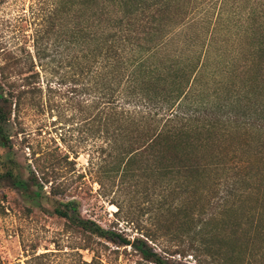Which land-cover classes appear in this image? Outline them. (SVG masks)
Segmentation results:
<instances>
[{"label": "trees", "instance_id": "trees-1", "mask_svg": "<svg viewBox=\"0 0 264 264\" xmlns=\"http://www.w3.org/2000/svg\"><path fill=\"white\" fill-rule=\"evenodd\" d=\"M40 33L34 56L11 54V118L76 111L67 123L101 140L90 165L101 188L159 196L169 224L130 238L82 217L77 201L63 200L75 189L64 178L70 154L55 150L40 187L60 198L54 212L79 246L27 264H105L111 246L130 248L138 264H183L176 255L264 264V0H55ZM7 100L0 94V150ZM4 181L29 191L0 161ZM172 233L175 251L151 246Z\"/></svg>", "mask_w": 264, "mask_h": 264}, {"label": "rangeland", "instance_id": "rangeland-1", "mask_svg": "<svg viewBox=\"0 0 264 264\" xmlns=\"http://www.w3.org/2000/svg\"><path fill=\"white\" fill-rule=\"evenodd\" d=\"M54 6L55 0H0V94L8 99L3 107L10 115L2 125L9 147L0 150V161L10 163L22 177L24 186L29 188L24 192L12 181L0 184V264H27L47 252L55 253L48 258L55 263L64 252L70 254L79 246L77 235L66 232L64 220L54 212V203L60 198L45 195L50 185H44V189L40 187L41 167L54 160L55 150L63 155L70 154L71 164L63 169L64 178L75 189L63 200L77 201L82 217L95 220L106 228L114 226L130 238L153 232L160 234L163 231L158 227L169 224L167 206L162 208L159 196L146 197L141 190L134 189L120 193L107 181L105 188H101L98 175L90 166L91 159L97 157L101 140L81 133L78 121L67 123L76 111L63 113L55 107L28 108L11 118V54L21 56L25 48L35 55L36 32L41 30L40 36L43 35L46 18ZM42 43L47 44L40 41ZM59 112L64 114L62 120H58ZM79 175L84 178L75 183ZM111 202L123 205L120 215H116L117 206ZM161 236L159 242L151 243V246L164 256L169 250L175 251L173 245L178 240L174 239V234ZM114 249L111 246V250L103 253L105 264H138L139 257L130 248L120 249L118 253L113 252ZM81 253L84 259H92L91 252L81 250ZM173 260L195 264L191 256L176 255Z\"/></svg>", "mask_w": 264, "mask_h": 264}]
</instances>
